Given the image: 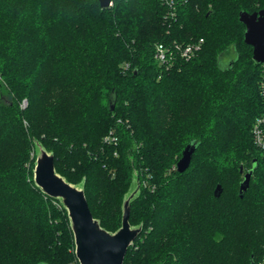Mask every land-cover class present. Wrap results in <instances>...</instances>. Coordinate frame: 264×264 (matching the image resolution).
Instances as JSON below:
<instances>
[{
	"label": "trees",
	"instance_id": "trees-1",
	"mask_svg": "<svg viewBox=\"0 0 264 264\" xmlns=\"http://www.w3.org/2000/svg\"><path fill=\"white\" fill-rule=\"evenodd\" d=\"M261 9L264 0H0V264H79L65 208L33 181L35 145L110 233L135 173L128 221L141 229L123 264L264 263V151L251 134L262 64L238 21ZM200 38L190 60L178 57L174 45ZM157 44L169 64L155 60Z\"/></svg>",
	"mask_w": 264,
	"mask_h": 264
},
{
	"label": "water",
	"instance_id": "water-1",
	"mask_svg": "<svg viewBox=\"0 0 264 264\" xmlns=\"http://www.w3.org/2000/svg\"><path fill=\"white\" fill-rule=\"evenodd\" d=\"M112 0H98L100 8L110 6ZM238 21L245 26L243 40L252 48V59L256 64H264V9L248 13L240 11ZM116 94L108 96V109L113 111ZM197 142L191 140L182 150L181 157L175 165L177 172L185 171L191 162ZM41 148V147H40ZM256 167V160L248 171L243 174L239 183L238 196L243 197L249 188L250 179ZM240 173L243 169L240 168ZM35 185L47 196L60 200L65 208L74 237L75 257L79 264H123L127 248L140 232V227L129 224L130 201L135 192L123 202L121 227L114 233L102 229L89 210L83 189L80 185H72L58 175L53 166L51 154L42 150V157L37 160L33 170ZM138 186V181H137ZM139 188V186L137 187ZM222 192L221 185H216L214 197L218 198ZM250 264H255L251 261Z\"/></svg>",
	"mask_w": 264,
	"mask_h": 264
},
{
	"label": "built area",
	"instance_id": "built-area-1",
	"mask_svg": "<svg viewBox=\"0 0 264 264\" xmlns=\"http://www.w3.org/2000/svg\"><path fill=\"white\" fill-rule=\"evenodd\" d=\"M183 0H162V2L167 6V8H176L177 2ZM112 5V1L110 6ZM173 10L170 12V16H173ZM203 44V39L200 38L197 41L187 43L186 45H174V49L178 54V57L188 61L190 60L201 48ZM154 57L155 60L160 65H167L173 59L169 50L161 44H157L154 47ZM127 67V65H126ZM259 90L263 102V111L256 117L252 125L251 134L256 147L264 151V64L261 67V79L259 81ZM114 140V139H112ZM106 141H109V137L106 138Z\"/></svg>",
	"mask_w": 264,
	"mask_h": 264
},
{
	"label": "rangeland",
	"instance_id": "rangeland-1",
	"mask_svg": "<svg viewBox=\"0 0 264 264\" xmlns=\"http://www.w3.org/2000/svg\"><path fill=\"white\" fill-rule=\"evenodd\" d=\"M233 56V53H231L230 54V57H232ZM230 57H225L224 58V62H227V60L230 58ZM0 81H1V78H0ZM26 105V101L24 100L23 102H22V104H21V107H24ZM42 150L43 151H45L46 153H48V154H50V152L48 151V150H45V149H43V148H40V145H35V147H34V150H33V152H32V154H31V159L33 160V164L35 165L36 164V162H37V160L38 159H40L41 157H42ZM12 155V154H11ZM13 156V155H12ZM33 170H34V167H33ZM134 178H133V181L131 182V184H130V187H129V189H128V191L126 192V194H125V196H124V200L130 195V194H132L133 192H135L136 190H137V192H135V194L137 195L138 194V186H139V184H138V186H137V179H136V177H135V173H134V176H133ZM135 195V196H136ZM236 260H234V262H235ZM256 262V264H264L261 260H259V261H255ZM249 264V263H248Z\"/></svg>",
	"mask_w": 264,
	"mask_h": 264
}]
</instances>
